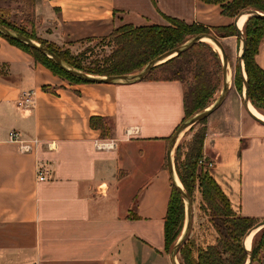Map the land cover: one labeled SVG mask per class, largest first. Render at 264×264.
Wrapping results in <instances>:
<instances>
[{"label": "crops", "instance_id": "0c3cea01", "mask_svg": "<svg viewBox=\"0 0 264 264\" xmlns=\"http://www.w3.org/2000/svg\"><path fill=\"white\" fill-rule=\"evenodd\" d=\"M33 8L38 36L74 54L125 24L168 25V16L209 28L235 22L221 2L208 0H35ZM237 36L220 39L237 44ZM256 60L264 69V40ZM234 88L235 113L225 102L204 124L203 155L236 215L262 220L264 124L244 111ZM30 89L35 105L18 106ZM185 91L180 80L70 83L0 36V264H173L165 243L168 148L185 117ZM92 117L108 120L107 135ZM131 127L137 131L128 136ZM14 129L38 144L20 151L9 140ZM195 130L174 145L176 173V147ZM98 139L118 146L99 149ZM38 164L49 170L44 180ZM210 231L189 235L196 257L217 243Z\"/></svg>", "mask_w": 264, "mask_h": 264}, {"label": "trees", "instance_id": "16d2710c", "mask_svg": "<svg viewBox=\"0 0 264 264\" xmlns=\"http://www.w3.org/2000/svg\"><path fill=\"white\" fill-rule=\"evenodd\" d=\"M208 1L221 2L223 7L222 13L230 17H236L247 7H255L257 10L264 11V0ZM167 19L170 22L168 25L134 26L133 24H125L115 28L108 36L101 38L108 39L109 42L113 43L111 53L104 56L102 61H93L95 66L90 65L89 67L85 66L84 61L87 51L75 55L70 49L61 50L57 48L56 44L39 37L35 27L32 31L20 28L6 21L1 15L0 24L47 45L70 66L95 75H119L137 72L160 54L181 45L199 33H210L218 38L238 34L234 24L209 28L198 23H187L174 17L168 16ZM244 35L246 38V49L243 61L247 74L250 101L258 111L264 113V69L256 60L260 44L264 40V17L250 16L244 25ZM0 36L31 53L36 61L43 63L55 75L64 80L70 83H89L62 68L54 59L42 51L1 33ZM192 52H194L193 55L191 54ZM204 52L214 59L215 64L213 69H207L206 61L203 57ZM190 64L194 65V81L190 86L186 87L184 98L185 117L181 124L193 114L205 109L219 88L221 68L223 77V67L221 66V58L218 51L208 42H198L188 50L157 65L144 78L180 80L185 83L184 70L186 68L192 69L190 68ZM234 83L240 93L243 90L244 79L238 63L236 64ZM207 119L208 117L190 127L189 130L192 132L195 130L197 124L202 125V127L194 132L190 141L183 139L177 145L175 164L179 178L192 200L196 190H200L204 201L201 208L204 210L206 207L209 208L219 237L216 244L209 245L206 248H199L197 257L194 255L189 242L186 241L179 252L181 263L245 264L248 252L243 245L244 236L254 225L263 221L264 218L260 220L254 217L236 215L231 207L229 198L209 173V170H199L198 160L204 151L206 136L204 124ZM91 125L100 128L105 135L110 131L108 120L102 117H92ZM180 125L175 129L174 133ZM185 206L181 192L172 183L171 195L165 216V243L168 253H171L175 242L184 228ZM258 237L262 239L256 242ZM252 253L253 261L264 256V227L256 233L253 239Z\"/></svg>", "mask_w": 264, "mask_h": 264}, {"label": "water", "instance_id": "95a60500", "mask_svg": "<svg viewBox=\"0 0 264 264\" xmlns=\"http://www.w3.org/2000/svg\"><path fill=\"white\" fill-rule=\"evenodd\" d=\"M244 13L249 14V16L256 15L259 17H264V12L257 10V9H243L236 17L234 25L237 30V35L241 37L242 45H241V51L239 54V69L241 72V75L244 79V105L249 112V114L259 123L264 124V119L257 116L255 113H253L249 107L250 97H249V91H248V80L244 69V53L246 49V38L243 33V30L239 27L238 21L241 15ZM0 33L8 36L14 40L20 41L22 43L27 44L28 46L38 49L39 51H42L43 53L47 54L49 57L54 59L58 65H60L62 68L66 69L68 72L72 73L73 75L86 80L88 82H103V83H132L137 82L140 80H143L150 71L156 67L157 65L167 61L168 59L188 50L191 46L198 42H207L205 41V38H210L215 42V44L218 46L220 52H221V58H222V64H223V85L220 95L214 100L213 103H211L208 107L205 109L193 114L189 118H187L177 129V131L174 133V135L171 138L169 148H168V166L169 171L171 174L172 183L178 188V190L181 192L183 199L185 201L186 205V224L185 228L183 230V233L180 235L179 239L175 242L170 256L171 261L173 264H180L178 261V254L180 252V248L183 246V244L187 241L189 234L191 232L192 223H193V200L189 196V194L186 192L183 184L180 185L178 183V180L180 178L178 177L172 160V151L174 148V145L178 139V137L186 130L190 129L193 125L198 123L200 120L209 117L214 111H216L225 101L227 95L229 94L231 90V83L228 80V74H229V68H230V61H229V55L226 51V48L221 41L220 38L217 36L210 34V33H199L197 35L192 36L187 41L182 43L181 45L174 47L153 60H151L148 64H146L141 70L137 71L138 73H128V74H119V75H95L88 72H85L83 70H79L75 67L70 66L68 63H66L58 54H56L53 50H51L47 45L40 43L39 41H36L22 33H19L17 31H14L10 28H8L5 25L0 24ZM264 226V220L260 221L256 225H254L244 236L243 239V245L246 248L248 252V264H253V253L250 248L246 247V239L247 237L252 234L254 231L260 230Z\"/></svg>", "mask_w": 264, "mask_h": 264}, {"label": "rangeland", "instance_id": "374dc122", "mask_svg": "<svg viewBox=\"0 0 264 264\" xmlns=\"http://www.w3.org/2000/svg\"><path fill=\"white\" fill-rule=\"evenodd\" d=\"M33 4H34V0H0V15L6 21H9L10 23H13V24H15L16 26H18L20 28H24V29H28L29 31H32L33 28H34V20H35ZM246 9H255V7H247ZM262 12H264V11H262ZM242 30H243V33H244V26H243ZM239 39H241V37ZM221 41L223 42V44H224V46L226 48V51L228 52L229 61H230V68H231V70L233 72V79H232V82H231V89H235L234 88L235 87L234 74H235L236 64L237 63L239 64L238 59H239V54H240V51H241L242 40H240L237 44H236V42L234 43V42H231L229 40H224V39H221ZM232 41H234V40H232ZM57 48H59L61 50L68 49L67 47H65V45L64 46H58ZM112 48H113V43L109 42L108 39L98 38V39H91V40L86 41L85 44H84V49L82 51H80V52L87 51V54H85V56H84V58H86V59H84L85 66L86 67H89L90 65L91 66H95L93 64V61H99V60L102 61L104 59V56H107L108 54L111 53ZM215 50L218 51V53L220 55V58H221L220 50H217V49H215ZM205 52H204V56L203 57H204V60L206 61L207 69H209V68L213 69L214 64H215L214 59L211 58ZM77 54L78 53H75V55H77ZM191 54L193 55L194 52H192ZM221 66L223 67L222 58H221ZM190 68H192V69L189 70V69L186 68L184 70V77H185V85H186V87L190 86V84H192L193 81H194V65L190 64ZM136 73H138V72H136ZM246 76H247V74H246ZM222 85H223V77H222V68H221V80H220L219 88L215 92L214 96L212 97V99L209 102V104L207 105V107L211 103H213L214 100H216V98L220 95L221 90H222ZM236 97H237V100L240 103V105H242L244 111L247 114H249V112L247 111V109H246V107L244 105V84H243V90L240 91V96L238 95ZM233 98H234L233 94H230V96L228 94L226 99H225V101L223 102V104L225 102L228 103L227 104V105H229V109L228 110L231 113H235L236 107H237V103L235 102V99H233ZM262 114L264 115V113H262ZM196 127L197 128H196L195 132L200 127H202V125L201 124H197ZM189 133H191V131L187 130L185 135H187ZM187 139H185V140H187ZM187 141H190V140H187ZM200 169H204V168L202 166H199V170ZM193 202H194V205H195L194 209L196 211L195 212L196 213V219L193 216V223H192V228H191L190 234L192 233L193 229H196V233L199 232V233H201L204 236L205 235H211V231H210L211 229L214 230V231H217V229L215 227V224L213 222L211 213L209 211V208L206 207L205 210L201 208V206L204 203V201H203L202 194L199 191H197V190H196V192L194 194ZM185 208H186V206H185ZM185 213H186V211H185ZM186 218L187 217L185 215V224H186ZM185 224H184V228H185ZM184 228H183V230H184ZM262 228H260V229H262ZM183 230H182L181 234L183 233ZM258 231L259 230L255 231L254 234L251 236L250 246L251 245L253 246V239H254V237H255V235H256V233ZM179 237H178V239H179ZM261 239L262 238L258 237L256 242H259ZM252 246L250 248L251 251H252ZM178 259H179V261L181 263V259H180V255L179 254H178ZM246 263H248V258H247L245 264Z\"/></svg>", "mask_w": 264, "mask_h": 264}, {"label": "built area", "instance_id": "2783aa9c", "mask_svg": "<svg viewBox=\"0 0 264 264\" xmlns=\"http://www.w3.org/2000/svg\"><path fill=\"white\" fill-rule=\"evenodd\" d=\"M35 90L30 89L26 90L22 93L21 97L18 99L17 104L23 108H30L35 105L36 97ZM137 130L134 127H131L126 130V134L128 136L135 133ZM9 140L17 144V147L20 151H31L33 149L34 144H38L39 140L36 138L33 139H25L21 136L20 131L11 130L9 133ZM54 143H48L49 149H53L55 146ZM97 148L99 149H115L118 146V143L115 139H98L95 141ZM198 165L202 166L205 170H209V168L213 165V161L209 160L202 155L198 160ZM49 170H47L43 164H38L37 166V174L39 179L44 180L47 178V174Z\"/></svg>", "mask_w": 264, "mask_h": 264}, {"label": "bare ground", "instance_id": "6f19581e", "mask_svg": "<svg viewBox=\"0 0 264 264\" xmlns=\"http://www.w3.org/2000/svg\"><path fill=\"white\" fill-rule=\"evenodd\" d=\"M249 17V14H247V13H244L243 15H241V17L239 18V21H238V25H239V27L242 29L243 28V26H244V24H245V22H246V20H247V18ZM205 41H207L209 44H211L215 49H217V50H219V48H218V46L215 44V42L213 41V40H211L210 38H205ZM232 79H233V72H232V70H231V68H229V74H228V80H229V82L231 83L232 82ZM252 105V103L250 102L249 103V107H250V109H251V111L253 112V113H255L257 116H259V117H261L262 119H264V115L261 113V112H259L254 106H251ZM178 183L180 184V185H182V182L181 181H179L178 180ZM255 232V231H254ZM254 232L252 233V234H250L248 237H247V239H246V247L247 248H251V246H250V239H251V236L254 234ZM178 261H179V259H178ZM179 263H180V261H179ZM181 264V263H180ZM246 264H248V263H246Z\"/></svg>", "mask_w": 264, "mask_h": 264}]
</instances>
